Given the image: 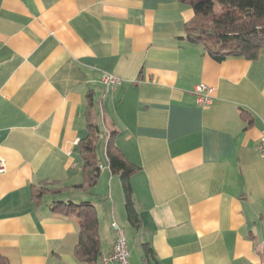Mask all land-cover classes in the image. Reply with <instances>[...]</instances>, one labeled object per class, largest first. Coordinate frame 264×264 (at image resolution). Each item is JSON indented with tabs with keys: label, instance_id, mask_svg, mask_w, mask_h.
Wrapping results in <instances>:
<instances>
[{
	"label": "crops",
	"instance_id": "obj_1",
	"mask_svg": "<svg viewBox=\"0 0 264 264\" xmlns=\"http://www.w3.org/2000/svg\"><path fill=\"white\" fill-rule=\"evenodd\" d=\"M192 18L178 0H0V254L10 264H81L76 217L51 207L63 196L74 210L95 207L99 264L113 249L112 223L129 233L105 154L111 132L138 167L129 264H147L142 244L151 264H264V54L217 63L185 39ZM104 73L122 83L103 96ZM201 84L214 90L206 107L195 99ZM88 94L97 150L103 138L98 182L35 205L41 183L83 181Z\"/></svg>",
	"mask_w": 264,
	"mask_h": 264
},
{
	"label": "trees",
	"instance_id": "obj_2",
	"mask_svg": "<svg viewBox=\"0 0 264 264\" xmlns=\"http://www.w3.org/2000/svg\"><path fill=\"white\" fill-rule=\"evenodd\" d=\"M193 11V18L185 25V39L189 43L200 44L213 61L220 63L230 57H242L249 61L264 54V0H178ZM241 116L247 119L245 112ZM250 122H248L249 125ZM86 136L77 143V151L83 155V181L79 185L64 188H50L43 182L32 190V201L40 204L46 195H57L70 188L88 191L100 177L99 160L96 157L101 128L99 116L95 112L93 95L88 94L86 113ZM115 132L107 138L105 154L112 175L118 176L124 197L126 221L137 232L140 220L135 209L131 176L138 167L128 162L114 142ZM52 210L64 215L75 216L78 221V242L74 256L81 264H99L101 259L98 218L95 207L90 202H82L77 210L67 202L54 201ZM147 264L152 251L148 244L141 245ZM0 264H10L0 254Z\"/></svg>",
	"mask_w": 264,
	"mask_h": 264
},
{
	"label": "built area",
	"instance_id": "obj_3",
	"mask_svg": "<svg viewBox=\"0 0 264 264\" xmlns=\"http://www.w3.org/2000/svg\"><path fill=\"white\" fill-rule=\"evenodd\" d=\"M101 85L105 92H109L116 87L120 86L122 80L108 73H104L101 77ZM213 88L206 85H198L194 89L196 103L199 106L206 107L212 103ZM258 154L260 157H264V133L260 139L257 147ZM5 165L0 161V173L4 171ZM112 230L114 231L116 238L113 244L112 252L108 255V264H129V254L127 251V243L119 227L112 223Z\"/></svg>",
	"mask_w": 264,
	"mask_h": 264
},
{
	"label": "rangeland",
	"instance_id": "obj_4",
	"mask_svg": "<svg viewBox=\"0 0 264 264\" xmlns=\"http://www.w3.org/2000/svg\"><path fill=\"white\" fill-rule=\"evenodd\" d=\"M103 88V87H102ZM105 90H104V88H103V90H102V93H100V94H103V96H104V94H105V92H104ZM99 103V102H98ZM110 126V125H109ZM105 127V126H104ZM106 133V131L104 132V134ZM103 138H102V134H101V136H100V142H99V145H98V150H97V153H98V155H103ZM102 159H104L103 157H102ZM117 179H119V178H117ZM69 196H71V194H68ZM72 195H75V193H73ZM79 195H83V194H79ZM65 197H67V196H63L62 198H61V202H65V203H67V200H64V199H66ZM58 198V197H57ZM71 201H75V199H70ZM75 206H79L78 204L76 205L75 204ZM121 226H120V225ZM117 226L119 227V229L123 232V234H124V236H125V239H126V243H127V251H129L128 249H130L131 248V246H132V244H134V243H137V240H138V236H137V234L135 233V230L132 228V227H130V226H128L127 224L125 225L127 228H128V231H129V233L127 232V231H125L124 229H122L124 226L121 224V223H119ZM129 254V253H128ZM129 263H130V255H129Z\"/></svg>",
	"mask_w": 264,
	"mask_h": 264
},
{
	"label": "bare ground",
	"instance_id": "obj_5",
	"mask_svg": "<svg viewBox=\"0 0 264 264\" xmlns=\"http://www.w3.org/2000/svg\"><path fill=\"white\" fill-rule=\"evenodd\" d=\"M124 238H125V237H124ZM125 243H126V239H125ZM102 262H103V264H108V256L104 257V258L102 259Z\"/></svg>",
	"mask_w": 264,
	"mask_h": 264
}]
</instances>
